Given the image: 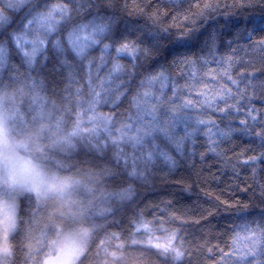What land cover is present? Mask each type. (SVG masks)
I'll use <instances>...</instances> for the list:
<instances>
[{"label":"snow or ice","instance_id":"6c2138e0","mask_svg":"<svg viewBox=\"0 0 264 264\" xmlns=\"http://www.w3.org/2000/svg\"><path fill=\"white\" fill-rule=\"evenodd\" d=\"M7 4L10 11L18 10L25 0H7ZM120 6L129 17H142L145 23L118 30L114 17L93 18L73 25L55 46L63 52L66 45L81 59L99 48L98 55L88 60L93 111L101 92L118 99L130 71L149 65L131 97L132 123L119 138L141 148L133 158L132 174L160 163L167 169V183L190 194L194 185L219 179L214 173L203 175L212 161L220 163L221 170H231L240 192L264 197V15L248 19L242 27L233 28L230 20L241 9L257 7L256 0H122ZM72 14L65 0H54L15 33L16 46L29 63L47 47L46 36L71 20ZM220 15L225 24L200 32V24ZM8 21L9 16L0 11V25ZM145 28L152 37L147 44ZM222 28H233L231 39L221 37ZM4 57L0 48V62ZM105 65H109L107 72L99 78ZM94 77L98 78L95 83ZM181 161L183 172L179 171ZM68 183L61 181L59 187L64 189ZM200 190L214 202L213 208H203L198 201L177 208L175 193L160 195L149 202L151 211L136 213L130 229L118 227L97 240V253L113 258L118 252L133 253L138 259L155 254L181 264L184 245L199 240L207 253L205 264H264V216L233 224L223 247L208 238L223 235L214 234L208 220L214 208L248 209L251 197L229 202L205 188ZM8 216L11 222L12 213ZM185 234L192 239L185 240ZM86 239L85 235L78 245L62 246L57 259L72 264Z\"/></svg>","mask_w":264,"mask_h":264},{"label":"clouds","instance_id":"9594fccd","mask_svg":"<svg viewBox=\"0 0 264 264\" xmlns=\"http://www.w3.org/2000/svg\"><path fill=\"white\" fill-rule=\"evenodd\" d=\"M53 2L25 0L24 7L10 11L7 0H0V11L9 16V21L0 25V48L5 53L0 62V119L4 127L0 140V264H63L57 259L61 247L78 245L85 235L84 247L72 264H177L155 254L138 259L133 253L118 252L115 258L97 253V240L118 227L130 229L136 213L151 211L149 202L168 191L167 169L160 163L142 174H132L133 158L141 148L119 139L132 123L131 97L149 65L130 71L118 99L101 92L93 111L88 60L98 55L99 48L81 59L66 45L63 52L55 46L64 41L73 25L93 18L114 17L118 30L139 27L145 21L131 19L120 6L122 0H65L73 8L71 20L46 36L47 47L29 63L14 35L35 12ZM256 4L239 10L244 23L264 15V0H256ZM144 32L147 44L152 37L146 28ZM108 66L100 70L99 78ZM97 81L94 77V83ZM183 164L181 161V168ZM65 180L68 186L61 189ZM249 197L248 209H223L234 215L219 214L218 206L217 225L264 216V197L249 193L245 199ZM184 248L181 264H196L195 257L205 253L199 240Z\"/></svg>","mask_w":264,"mask_h":264},{"label":"trees","instance_id":"16d2710c","mask_svg":"<svg viewBox=\"0 0 264 264\" xmlns=\"http://www.w3.org/2000/svg\"><path fill=\"white\" fill-rule=\"evenodd\" d=\"M131 19H139L143 20L142 17H130ZM231 24L233 28L235 27H242L244 24V18L240 16L239 12L235 14L234 17L230 18ZM226 23L225 17L222 15L216 16L214 19H209L208 21L203 22L199 25V30L201 33L206 32L212 27H218L219 25H223ZM233 28H222L220 30L221 37H227L228 39L232 38L233 35ZM244 41H241L243 43ZM239 135V134H238ZM203 139V137H201ZM227 146V145H226ZM239 151V148L236 149ZM231 155V153H229ZM208 163H211V168L205 166L203 170V175L208 176L209 173H214L215 176L219 177L218 180L209 179L208 185L199 184L198 186L194 185L193 191L189 193H183L179 191L180 186L172 183H168V185H165V188L168 189L167 192H165L163 195H167L168 193H175L176 198L178 200L177 208L180 207L181 204L183 205H195V203L198 201L200 205L203 206V208H213L214 202L210 201L207 196H205L204 192H202L200 189L205 188L208 191L214 192L216 195H220L221 199L229 200V202H232L233 200H239L243 201L246 200V195L242 192H240L236 188V184L238 181L233 179V174L230 169L228 170H221L222 166L220 163L209 161ZM180 172L185 171L183 168L179 169ZM244 173H241V176H243ZM220 213L224 216L228 215H234L233 213L223 211L225 207L223 205H220ZM199 211V209H197ZM214 216L208 217V220L211 222V226L213 227V233H223V235H215L214 238L208 237L212 243H219L221 247L224 246V243L227 241L228 236L230 235L233 224L231 223H225L223 227H220L217 225L216 220L214 217L218 215L217 208H214ZM203 222V221H202ZM192 231H195L194 229ZM185 240H191L192 237L185 234L184 235ZM202 242V241H200ZM207 256V253H204L203 256H196V264H205V257Z\"/></svg>","mask_w":264,"mask_h":264}]
</instances>
